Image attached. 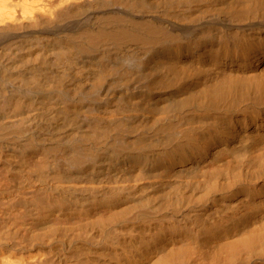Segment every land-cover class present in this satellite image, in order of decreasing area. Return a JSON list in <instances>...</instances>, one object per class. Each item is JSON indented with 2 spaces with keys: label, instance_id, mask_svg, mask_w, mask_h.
<instances>
[{
  "label": "bare ground",
  "instance_id": "1",
  "mask_svg": "<svg viewBox=\"0 0 264 264\" xmlns=\"http://www.w3.org/2000/svg\"><path fill=\"white\" fill-rule=\"evenodd\" d=\"M0 264H264V0H0Z\"/></svg>",
  "mask_w": 264,
  "mask_h": 264
}]
</instances>
